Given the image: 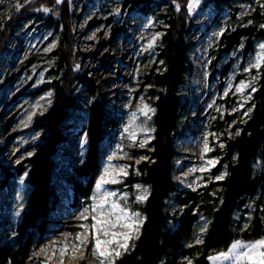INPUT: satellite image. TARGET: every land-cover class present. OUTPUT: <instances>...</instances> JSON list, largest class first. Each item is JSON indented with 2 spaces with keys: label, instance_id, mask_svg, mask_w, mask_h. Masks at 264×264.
Returning a JSON list of instances; mask_svg holds the SVG:
<instances>
[{
  "label": "rangeland",
  "instance_id": "374dc122",
  "mask_svg": "<svg viewBox=\"0 0 264 264\" xmlns=\"http://www.w3.org/2000/svg\"><path fill=\"white\" fill-rule=\"evenodd\" d=\"M37 1L39 0H0V28L14 12L24 11L25 14H30L26 20L19 21L0 56V167L6 170L27 168L25 162L33 156L34 144L44 136L43 132H36L31 128L37 116L50 111L54 100V91L50 86L61 76L56 65V52L62 41V19L70 25L74 43L72 71L74 74L88 73L99 84L106 95L107 106H115L118 118L117 129L109 134L110 142L100 146L99 168L89 202L73 205L71 184L78 182V179L71 171L84 162L87 140L80 130L87 121L85 104L89 101L87 95L80 94L81 86L73 84V99L78 110L68 122V141L54 157L56 170L53 180L59 202L50 214V220L54 224L52 228L55 233L48 236L44 243L32 248L30 256L33 253L37 255L29 263L60 264V250L65 242L71 251L72 244L76 243L75 234H86L88 231L78 225L91 224V215L85 213L88 219L84 220L81 213L94 202L99 203L104 192H115L116 195L108 197V200L121 204L125 203L123 195L127 193L126 206L131 211L141 213L145 223L142 209L147 199L136 202L135 197L143 194L142 189L147 188L148 198L149 188L140 175H133L132 178L130 171L138 164L137 161L140 163L146 160L140 159L141 157L148 158L147 154L151 152L155 112L149 111L147 115H143L139 109L143 104L154 108L155 91L148 82L153 74L163 71L164 64L159 58L158 50L175 6L168 4L152 7L147 12L148 9L140 11V6L128 4L123 7L125 0H61L60 3L53 0L51 6L48 4L51 0H46L45 4L28 10V6ZM17 3L22 5L18 11L15 7ZM262 4L264 0H249L233 4L230 8H217L213 0H201L190 15L189 37L193 47L189 51L188 61L191 73L186 75L179 90L180 109L174 135L172 174L176 189L164 201L168 225H171L173 217L181 215L191 204L188 194L195 195L199 204L191 213L195 217L193 233L183 244L187 255L177 254L176 264H187L186 258L196 264L204 252L205 238L211 224L207 212L218 206L222 190L220 185L227 175L220 181L215 180V177L227 173V142L237 136L238 127L250 116V113L248 116L244 115L247 109H253L256 91L252 92L249 87L240 93L236 91V86L244 81L251 83L257 90L262 68H253L249 72L244 69L254 62L259 51L258 45L263 41L254 35H247L241 37L237 45L227 49L226 38L241 30L250 34V26L260 24L256 16L264 14V8L260 6ZM44 8L49 11H43ZM66 8L68 12L64 16ZM50 16L53 18L51 23ZM249 20L252 21L251 24H248ZM157 32L163 35L153 50L145 51L147 41ZM216 33L221 34L217 36ZM93 34L95 37L89 39ZM254 76L255 81L252 80ZM49 92L50 97L47 96ZM41 97L45 99L41 100ZM37 101L40 102V107H33ZM132 113L136 114L134 120ZM29 115H32L30 122ZM129 133L134 134V140L129 138ZM205 138L212 149L207 153L203 151ZM141 142H145L144 147H140ZM221 144L224 145L223 148L220 147ZM28 153L32 155L28 156ZM113 153L116 155L109 161L108 158ZM209 160L218 162L209 165ZM109 163L114 166L108 170L109 177L116 179L117 183L105 184L101 191H97V181ZM120 166H127V175L120 172ZM252 169L259 176L264 172V164L257 159L252 164ZM27 176L28 170L8 181L7 187L0 190V232L3 235H12L11 230L27 209ZM137 184L142 186L141 190L134 187ZM93 196L96 197L95 201ZM256 218L259 219L264 238V191L254 198H246L244 204L235 210L231 230L238 233L249 232L253 229ZM205 221L209 222L208 227L201 235L200 228ZM144 223L140 227V233ZM245 225L248 227L245 228ZM65 233L72 235L66 236ZM197 236H201L203 243H196ZM136 241L137 239L132 243L135 244ZM233 241L235 240L210 250L208 257L227 251ZM40 249L45 251L41 252ZM90 251L91 244L86 249L89 255L82 262L98 264L91 258ZM207 263L213 264L208 259ZM64 264H74L71 256L64 259Z\"/></svg>",
  "mask_w": 264,
  "mask_h": 264
},
{
  "label": "trees",
  "instance_id": "16d2710c",
  "mask_svg": "<svg viewBox=\"0 0 264 264\" xmlns=\"http://www.w3.org/2000/svg\"><path fill=\"white\" fill-rule=\"evenodd\" d=\"M249 0H213L218 7L230 8L233 4L246 3ZM46 0H39L28 6V10L35 9ZM53 0L48 2L51 6ZM138 7L140 11L152 7L172 4L170 20L159 51V58L163 61V71L153 74L148 83L153 86L154 102V139L150 145L148 158L133 166V175H140L143 183L149 188V196L142 209L145 223L135 247L121 256L115 264H176L177 254L187 255L183 244L193 233L195 217L191 213L199 204L195 195L191 197V204L181 214L173 217L171 225L164 211V201L174 192L172 181L173 160L175 158L174 135L180 109L179 90L186 75L191 73L188 61L189 51L193 42L189 37L191 18L188 12V0H125L126 5ZM179 5V10H177ZM65 15H67V8ZM139 10V9H138ZM30 14L24 11L13 13L0 28V56L5 51L9 38L18 27L19 21L26 20ZM257 26H250V34L245 30L236 31L227 36V49L239 43L241 37L256 36L264 42V14L256 16ZM53 21L50 16L49 23ZM62 41L56 55V65L61 71L59 79L50 86L54 91V100L50 111L37 116L32 130L43 132L33 146L34 154L26 160L27 168L6 170L0 167V190L7 187V182L20 176L28 170L27 209L14 229L12 235L0 232V264H29L32 248L44 243L48 236L54 234L50 214L55 210L59 195L53 180L56 164L54 157L59 148L68 141L69 120L78 110L73 99L75 86H81V93L88 97L85 104L87 121L80 130L86 136L87 149L84 162L71 173L78 182L71 184L72 204H87L93 192L95 177L99 168V149L106 142H110V132L118 127L115 106H107L106 95L99 84L88 76V73L74 74L71 62L74 58V43L71 39L70 25L62 19ZM248 33V34H243ZM91 57V56H90ZM89 57V58H90ZM93 57V56H92ZM95 57V56H94ZM239 135L227 142L226 152L227 178L220 185V202L218 206L207 212L211 220L208 234L205 238L204 252L196 264H208V252L225 246L230 240L245 242L261 239L259 219L256 218L253 229L249 232L238 233L231 230L232 216L235 210L244 204L246 198H254L264 191V172L256 176L252 164L260 159L264 164V66L260 71L258 88L253 96V109L248 119L239 127ZM136 171V174H134ZM81 264H84L83 262Z\"/></svg>",
  "mask_w": 264,
  "mask_h": 264
},
{
  "label": "snow or ice",
  "instance_id": "6c2138e0",
  "mask_svg": "<svg viewBox=\"0 0 264 264\" xmlns=\"http://www.w3.org/2000/svg\"><path fill=\"white\" fill-rule=\"evenodd\" d=\"M61 0H57V3H60ZM201 0H188V12L191 15L193 12V8L195 5H199ZM261 8H264V4L260 5ZM16 10L18 11L22 5L17 3L15 5ZM179 5H177V10H179ZM43 11L48 12L49 9L44 8ZM119 10H117L118 12ZM252 21L249 20L248 24H251ZM260 28L264 29V24L260 25ZM223 29H221V33ZM221 33H216V35H220ZM162 33H155L152 35L151 39L147 41V44L144 48L145 51H151L154 49L156 42L162 36ZM95 34L89 39H93ZM243 47V45H241ZM259 51L257 52L254 62L250 63L248 68H245V72H249L251 69H261L264 66V42L258 45ZM162 63V62H161ZM79 65H77V68ZM252 80L255 81L256 77H252ZM251 88L252 92L256 91L255 87L251 86V83H245L241 81L238 86H236V91L243 93L246 88ZM228 93L226 92L225 95ZM47 96H51L49 92ZM41 100H44L45 97H41ZM50 103V101H49ZM243 105H241L242 107ZM33 107H40V102L37 101L36 105ZM235 111V109H233ZM141 114L147 115V113L155 112L154 108H151L148 104H143L139 109ZM252 108L247 109L244 113L245 116H248L251 113ZM136 114L132 113L133 120L135 119ZM32 119V115L28 116L29 122ZM150 119V117H149ZM125 131H128V128H125ZM239 130H237L236 135H239ZM130 139H135L134 134L129 133ZM145 142L140 143V147H144ZM119 147V146H118ZM221 148L224 147L223 144L220 145ZM212 149L209 147L207 142V138H205V143L203 147V151L205 153L211 151ZM32 153H28V156H31ZM116 153H113L108 159L111 161ZM127 155V154H125ZM140 159H147L146 157H141ZM218 161L209 160L207 163L209 165H215ZM19 163V161H17ZM139 163V161H137ZM114 167L111 163L105 166L104 172L102 173L100 179L97 181L96 190L101 191L103 189V185L108 183H117V180L109 177V168ZM127 166H120V172L124 175H127L125 168ZM204 169L202 168L201 171ZM227 175L226 172L221 173L220 175L215 177V180L220 181L225 178ZM136 189L141 190L142 186L137 184L134 186ZM195 190V189H194ZM142 193L140 195H136V202H143L147 199L148 189L143 188ZM115 192H104L103 199L100 200L99 203H93L92 205L86 207L81 213V218L84 220L88 219V213L91 215V224L86 225L81 223L78 225L80 228H86L88 231L86 234L76 233L75 241L76 243L72 244L71 251H69L68 244L65 242L64 247L60 250V264H64V259L68 256H71L74 264H79V262L84 261L89 255L86 252L89 244H91L90 256L95 259L98 264H115V261L129 252L130 249L135 247V244L132 243L135 239L139 238L140 227L144 223V217L141 213L136 211H131L127 206V193H124L123 199L124 204H121L115 200L109 202L108 197L115 196ZM92 199L95 201L96 197L93 196ZM203 219V218H202ZM207 221L201 226L200 233L201 235L207 230L208 227ZM248 225H245L247 228ZM117 229H121V231H117ZM66 236L72 235L71 233H65ZM196 243H203L201 236H197ZM191 246V245H190ZM55 248V246H54ZM41 252H44L45 249H40ZM37 253H33V256H30L29 259H33ZM55 255V251L53 252ZM208 260L213 262V264H224V262H229V264H264V238L257 239L255 241L245 242L242 240L233 241L227 251H222L216 253L215 255H210ZM187 264H192L191 259H187ZM43 264V262H41Z\"/></svg>",
  "mask_w": 264,
  "mask_h": 264
}]
</instances>
